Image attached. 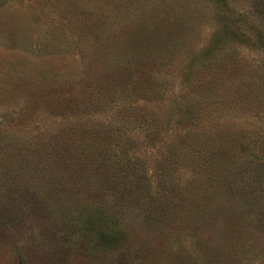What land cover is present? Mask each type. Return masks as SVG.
Segmentation results:
<instances>
[{
  "label": "rangeland",
  "instance_id": "obj_1",
  "mask_svg": "<svg viewBox=\"0 0 264 264\" xmlns=\"http://www.w3.org/2000/svg\"><path fill=\"white\" fill-rule=\"evenodd\" d=\"M97 135L129 167L90 211L172 209L140 255L76 223ZM141 263L264 264V0H0V264Z\"/></svg>",
  "mask_w": 264,
  "mask_h": 264
},
{
  "label": "trees",
  "instance_id": "obj_2",
  "mask_svg": "<svg viewBox=\"0 0 264 264\" xmlns=\"http://www.w3.org/2000/svg\"><path fill=\"white\" fill-rule=\"evenodd\" d=\"M116 129L112 128L110 125H106L103 128V134L115 132ZM112 134V133H111ZM99 139L94 138L93 140H90V143H78L77 148L75 149L76 152L73 154L84 156L90 155L91 159L89 158V161H91V165L89 166L91 169V172L88 170V172H85L87 181L86 185L83 184V186H80V183L84 182L83 178H79L74 188H73V213L75 214V219L77 224H85L86 219L89 220V226L87 228V237L86 239L93 240L92 242H95L97 244H100L102 246V249L107 250H122L119 252V256L125 257L129 255V253H124L127 251H134L137 254H142L146 251V247L149 245L145 242V239L143 238L145 236L150 235L153 230H165L166 225V218L170 216L169 211L172 209H169L168 211L164 209L158 208L159 203L155 201L154 196H151L147 200H145L142 204V212L138 216H134L135 218L128 219L124 213V211L121 210H114L112 207L106 208L104 211H102V215H96L97 212L90 211L91 208L94 210H97L99 212L100 208H103L106 206L107 202H101L100 205H93L92 202H88L85 200H82L81 196L82 194L91 195L94 194L95 197H102L103 195L99 194V191H103L100 188H108V189H114L116 190V186H110V182L113 183V180H120L117 177V168L121 170L127 169L129 167L128 159L123 158V156H126V152L117 154L115 151V147L111 145V143L105 141V138H101L100 135H97ZM96 136V137H97ZM97 139V140H95ZM96 141H102L101 144L96 143ZM95 142V143H94ZM83 148V149H82ZM123 155V156H121ZM87 158V157H86ZM82 159H85L82 157ZM93 166V167H91ZM118 166V167H117ZM133 167H130L131 169ZM134 169V168H133ZM128 173V169L126 170ZM220 184L217 185L220 189L218 190L217 198L221 202L223 200V197L225 194L233 193V185L234 178L231 176L230 178L225 176L221 177ZM157 180L161 181V179L157 178ZM101 184V187H96L97 184ZM143 183V182H142ZM148 187H151V181L147 182ZM234 183V184H233ZM115 184V183H114ZM158 187L162 185L161 182L156 183ZM161 184V185H160ZM116 185V184H115ZM156 186V187H157ZM154 187L157 191L158 189ZM194 189L196 187L194 186ZM96 190V192H93ZM89 193V194H88ZM181 195V194H178ZM84 197V196H82ZM159 198H157L158 200ZM181 200V196L174 197L172 200ZM188 198H184L181 202H175L177 203H185L180 205V209L182 212L191 213L192 209L190 207L191 204L188 203ZM172 204V203H171ZM189 204V205H188ZM188 206V208H187ZM124 204L120 205V208H123ZM139 209V208H137ZM187 209V210H186ZM88 210V213L86 215L85 221L82 222V218L80 217V214L84 211ZM166 211V212H165ZM175 213H178L177 211L173 210ZM94 213L93 215H90ZM168 227V226H167ZM170 227V226H169ZM138 231L136 232V230ZM140 232L141 234V241L140 244H133L132 239L134 234H138ZM127 241V244L125 248H120L122 244H125L124 242ZM74 244V243H73ZM74 247V245H73ZM144 248V250H143ZM141 249V250H140ZM86 250V249H85ZM132 253V252H131ZM130 253V254H131ZM148 253V252H147ZM141 261V260H140ZM142 264V263H141Z\"/></svg>",
  "mask_w": 264,
  "mask_h": 264
}]
</instances>
